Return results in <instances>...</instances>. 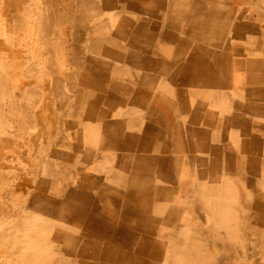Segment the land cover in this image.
<instances>
[{"label":"crops","instance_id":"1","mask_svg":"<svg viewBox=\"0 0 264 264\" xmlns=\"http://www.w3.org/2000/svg\"><path fill=\"white\" fill-rule=\"evenodd\" d=\"M72 5L71 29L59 36L73 39L74 89L54 77L55 88L43 77L18 79L13 88L11 71L23 62L14 49L0 61V213L10 212L4 201L17 177L26 199L27 189L37 196L36 214L65 209L96 232L90 239L87 232L86 245L96 248L89 261L264 264V61L235 57L240 45L223 37L226 30L261 31L264 2L196 0L188 10L171 0L173 26L184 30L197 21L192 33L210 42L187 43L190 56L180 63L190 72L196 67L202 84L192 121L169 88L156 93L154 61L127 62L132 57L121 51L117 60L96 57L102 40L93 45V38L108 33L107 18L97 28L93 0ZM31 85L40 92L30 98L40 104L30 111Z\"/></svg>","mask_w":264,"mask_h":264},{"label":"rangeland","instance_id":"2","mask_svg":"<svg viewBox=\"0 0 264 264\" xmlns=\"http://www.w3.org/2000/svg\"><path fill=\"white\" fill-rule=\"evenodd\" d=\"M168 1L164 7H154L146 5L147 2L145 5L137 4L136 0H93L92 9L97 16L93 25L100 28L103 23L101 18H107L108 21V33H103L105 37L93 38V45L95 41L98 44L102 40V53L98 51L99 53L95 56L105 60H117L120 58L119 51H121L124 59L127 52V55L132 57V60L129 59L127 62L136 60L147 67L148 63L154 61L156 93L169 88L172 99L178 105V111L182 106V109L188 112V120L192 121L196 114V105L201 104L196 100L202 94V87H200L202 84L194 77L193 72L198 71L196 67L190 68V72L184 70L185 66H181L183 64L180 63L190 56L191 50L187 43L210 46V42L192 33L191 27L197 24V21L190 22L184 30L173 26L168 18L171 0ZM139 13H142L140 16L142 20H138ZM72 18V0H0V61L6 50L14 49L16 51H11V54L23 62L21 69L11 71L13 88L18 86L14 85L18 79L28 82V78L36 80V77H43L42 79L51 83L53 87L52 78L54 77L74 89L69 79L72 76L71 73H74V76L77 74L73 72L71 65L73 39L59 36L63 31L71 29ZM138 22L140 23L137 24ZM42 23L46 24L45 32L41 28ZM139 25L143 29L139 30ZM133 29L134 32H132ZM148 33L156 35L152 36V42H148ZM223 37L225 39L234 37L236 45H240L239 50L233 51L235 57L264 61V26L257 34L241 31L236 35L226 30ZM51 45H58V49L65 46V50L63 53V47L58 52L50 50ZM39 65L42 68L36 69ZM243 66L248 72V65ZM4 72L5 70L2 69L3 74ZM168 77L171 78V82H168ZM35 85L27 87L29 101L31 96L40 92ZM249 85L250 82L245 80L241 88L247 89L246 86ZM44 89L50 91L48 86H44ZM4 94L5 90L0 93V106L3 105ZM39 104L31 100L29 110L36 109ZM11 143L12 146L19 145L16 141ZM19 168L17 166L15 175L20 174ZM14 178L12 197L4 201L6 206L11 204V209L9 205L7 206L10 212L0 213V264H118V262L89 261L88 254L95 253L96 248L86 245L88 231H85L82 224L76 221L77 215L65 209L56 213H45L43 216L36 214L35 207L32 205L33 199L30 204V198L34 195L31 194L28 197L30 192L27 189L26 199V195L23 194V184L19 186L20 180L17 177ZM1 187L2 195H4V183H1ZM5 189L8 194V188ZM95 233L88 232L90 237H94ZM128 248L132 251V246ZM91 257L94 258L92 255ZM119 264L138 263L121 262Z\"/></svg>","mask_w":264,"mask_h":264},{"label":"bare ground","instance_id":"3","mask_svg":"<svg viewBox=\"0 0 264 264\" xmlns=\"http://www.w3.org/2000/svg\"><path fill=\"white\" fill-rule=\"evenodd\" d=\"M139 3L140 2H143V1H145V0H137ZM225 0H208V2H210V3H223ZM237 1H239V0H237ZM194 2H196V0H173V4L174 5H183V4H186V5H188V10H189V6H190V3H194ZM242 2H247V3H249V2H253V3H259V2H264V0H242ZM180 8H182V7H180ZM182 9H186V7L185 8H182ZM220 10H222V8H220ZM138 15V18H140V16H141V13H139V14H137ZM35 198H36V201H37V196L36 197H33V203L32 204H34L36 201H35ZM31 208H33V207H31ZM215 208V207H214ZM216 210V209H215ZM44 212V211H43ZM223 212V211H222ZM45 213V212H44ZM53 215V214H52ZM138 220V219H137ZM74 221V220H73ZM75 222V221H74ZM79 222V221H78ZM137 222V221H136ZM57 223V222H56ZM76 223V222H75ZM254 224V223H253ZM252 224V225H253ZM256 226V225H255ZM254 226V227H255ZM69 227V226H68ZM256 228V227H255ZM219 230V229H218ZM87 231V230H86ZM88 232H90V230L88 229ZM168 233V232H167ZM180 233V232H179ZM254 234H255V232H253ZM161 235H163V234H161ZM165 235V234H164ZM183 235V234H182ZM88 237L90 238V234H88ZM187 237V236H186ZM177 238H179V236L177 237ZM195 238V237H194ZM178 240H180L181 241V239H178ZM60 241V240H59ZM181 242H183V241H181ZM252 245V244H251ZM17 246H19V245H17ZM254 246V245H253ZM15 247V246H14ZM21 247H22V245H21ZM11 248H13V247H11ZM9 249V248H8ZM191 249V248H190ZM15 250V249H14ZM186 250V249H185ZM184 250V251H185ZM16 251V250H15ZM182 251V250H181ZM180 251V252H181ZM11 252V251H10ZM13 252V251H12ZM74 252V251H73ZM72 252V253H73ZM193 252V251H192ZM19 254V253H18ZM28 254V253H27ZM16 255V254H15ZM30 255V254H29ZM181 255V254H180ZM179 255V256H180ZM178 256V257H179ZM253 256V255H252ZM23 257V256H22ZM28 257V256H27ZM177 257V258H178ZM181 257V256H180ZM244 257H245V254H244ZM243 257V258H244ZM30 258H31V260H32V257L30 256ZM34 258V257H33ZM167 259V258H166ZM206 259V258H205ZM257 259V258H256ZM23 260V259H22ZM25 260V259H24ZM39 260H40V258H39ZM170 260V259H169ZM28 261H30V260H28ZM27 262V261H26ZM94 262H97V261H94ZM166 262V261H165ZM119 263H121V262H118V264ZM139 264V263H138Z\"/></svg>","mask_w":264,"mask_h":264}]
</instances>
